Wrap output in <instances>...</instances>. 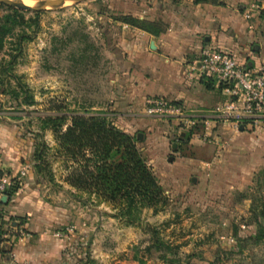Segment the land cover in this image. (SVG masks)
Masks as SVG:
<instances>
[{
  "label": "rangeland",
  "instance_id": "374dc122",
  "mask_svg": "<svg viewBox=\"0 0 264 264\" xmlns=\"http://www.w3.org/2000/svg\"><path fill=\"white\" fill-rule=\"evenodd\" d=\"M23 1L38 5L46 0ZM262 1L255 0L248 10L261 17ZM137 3L151 2L86 0L57 6L38 17L21 11L18 31L33 38L23 42L20 52L12 40L0 53V124L17 128L22 164L39 182L33 187V202L41 204L33 217L11 219L27 224V230L13 235H23L38 250L46 247L47 239L63 240V255L57 261L41 259L33 264H264V127L241 132L226 128L213 111L224 102L218 89L204 117L190 116L185 107L165 98H149L144 116L150 126L127 133L136 137L164 192L165 200L155 213L144 209L137 223L126 225L110 205L69 194L59 185L67 171L56 154L52 131L42 129V120L54 114L55 106L103 111L121 131L129 127L124 119L111 116L112 90L127 62L115 47L112 27L121 24L115 18L129 16L125 14L131 6L137 9ZM87 45L99 51V60L88 62L87 68L74 66L70 57L77 60ZM205 47L199 49L197 59ZM11 56L15 58L9 64ZM10 75L26 86L33 106L18 104L17 98L23 96ZM169 105L177 111L165 112ZM35 149L42 154L39 175L33 168L38 164ZM57 212L66 213V218L51 219L50 214ZM256 233L259 243L254 240ZM154 236L164 246L147 252ZM16 248L15 259L6 255L12 264H23ZM163 255L166 261L160 259Z\"/></svg>",
  "mask_w": 264,
  "mask_h": 264
},
{
  "label": "crops",
  "instance_id": "0c3cea01",
  "mask_svg": "<svg viewBox=\"0 0 264 264\" xmlns=\"http://www.w3.org/2000/svg\"><path fill=\"white\" fill-rule=\"evenodd\" d=\"M221 1L223 6L193 5L188 0L178 4L167 1L151 2L148 5L137 3V9L131 6L132 10L125 15L149 22L160 21L166 25V30L158 38L125 24L116 23L112 27L113 37L116 38L115 47L127 62L119 85L115 84L112 90L110 108L113 110L112 117L122 118L129 125L128 129L123 130L125 133H135L150 126V120L144 116V108L145 101L152 97L178 103L185 107L190 116H205L216 88L207 90L203 81H188L185 77L187 64L198 58L197 52L204 45L232 53L244 67L264 64V17L248 10L255 0ZM16 133V127L0 124L2 158L13 172H17L20 166L27 165L22 164L24 158ZM33 175V171L28 169L20 185L10 193L3 210L8 221L24 216L33 217L35 207L41 204L37 201L36 206L35 201L33 202V187L39 183ZM59 185L69 194H76L64 182ZM50 215L51 219L66 218L64 212ZM10 223L18 234L27 230V224H18L12 220ZM14 240L15 247L25 246L24 249L15 250L23 264L37 263L41 259L57 261L63 255L62 249L65 247L63 240L51 242L47 239L46 247L39 248V251L38 246L31 244L23 235L15 236ZM35 255L37 258L33 259ZM0 264H12L3 250H0Z\"/></svg>",
  "mask_w": 264,
  "mask_h": 264
},
{
  "label": "trees",
  "instance_id": "16d2710c",
  "mask_svg": "<svg viewBox=\"0 0 264 264\" xmlns=\"http://www.w3.org/2000/svg\"><path fill=\"white\" fill-rule=\"evenodd\" d=\"M166 1L178 4L181 0ZM188 1L193 5L223 6L221 0ZM4 9L8 13L0 15V53L7 44L12 43V40L16 41V51L20 52L23 42H30L33 37L24 31H18L23 23V12L0 4V11ZM33 15L38 17L39 14ZM261 17L264 15L261 14ZM114 20L146 32L154 38H158L166 30V25L160 21L149 22L131 16H121ZM14 58L15 56H11L9 64ZM99 58V51L92 45H87L85 49L79 51L77 60L72 55L69 61L74 63V66L81 65L87 68L88 62H96ZM10 77L16 79V87L23 96L22 100L17 98L18 104L33 106L34 101L32 96L28 95L26 86L19 83L15 76ZM201 81L207 90L214 88L212 81ZM55 107L54 114L42 120V129L47 127L52 131L57 145L56 154L62 159L67 171L64 182L77 194L94 197L99 202L110 205L117 211L116 217L123 220L126 225L137 223L144 209H153L155 213L157 207L165 200L164 192L138 147L136 137L115 127L111 117L103 111H70L66 107ZM34 156V160L38 162L33 167L35 173L42 174V154L35 149ZM254 240L255 243H259L261 237L256 233ZM162 246L164 243L154 236L152 245L146 250L149 252ZM166 248L170 249V246ZM159 257L166 261V255Z\"/></svg>",
  "mask_w": 264,
  "mask_h": 264
},
{
  "label": "built area",
  "instance_id": "2783aa9c",
  "mask_svg": "<svg viewBox=\"0 0 264 264\" xmlns=\"http://www.w3.org/2000/svg\"><path fill=\"white\" fill-rule=\"evenodd\" d=\"M245 17L248 18V15ZM185 77L188 81L210 80L220 90L224 102L213 111L226 128L241 132L250 127H264V64L244 67L232 53L207 46L199 59L187 64ZM160 106L166 107L161 102ZM175 111L177 109L170 105L165 110L172 113ZM28 169L27 165H23L17 172H13L12 168L5 165L0 148V250L12 259L16 258L13 234L17 231L4 217L3 210L10 192L20 185Z\"/></svg>",
  "mask_w": 264,
  "mask_h": 264
},
{
  "label": "water",
  "instance_id": "95a60500",
  "mask_svg": "<svg viewBox=\"0 0 264 264\" xmlns=\"http://www.w3.org/2000/svg\"><path fill=\"white\" fill-rule=\"evenodd\" d=\"M86 0H46L42 4L38 5H26L22 2H16L12 0H0V4L6 5L16 10L27 11L33 13H41L50 9H53L57 6H64L68 4H79ZM194 180H192V183ZM5 202V200H4Z\"/></svg>",
  "mask_w": 264,
  "mask_h": 264
},
{
  "label": "bare ground",
  "instance_id": "6f19581e",
  "mask_svg": "<svg viewBox=\"0 0 264 264\" xmlns=\"http://www.w3.org/2000/svg\"><path fill=\"white\" fill-rule=\"evenodd\" d=\"M12 1L22 2V3L26 4V5H35V4L29 3V2H25L23 0H12Z\"/></svg>",
  "mask_w": 264,
  "mask_h": 264
}]
</instances>
